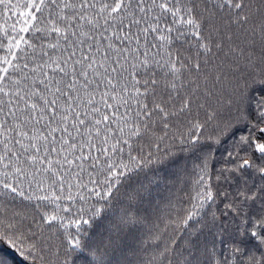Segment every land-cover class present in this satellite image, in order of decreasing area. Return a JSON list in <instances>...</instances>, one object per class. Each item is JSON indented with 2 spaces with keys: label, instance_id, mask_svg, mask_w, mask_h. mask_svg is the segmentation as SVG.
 I'll use <instances>...</instances> for the list:
<instances>
[{
  "label": "snow or ice",
  "instance_id": "snow-or-ice-1",
  "mask_svg": "<svg viewBox=\"0 0 264 264\" xmlns=\"http://www.w3.org/2000/svg\"><path fill=\"white\" fill-rule=\"evenodd\" d=\"M5 197L0 264H264V0H0Z\"/></svg>",
  "mask_w": 264,
  "mask_h": 264
},
{
  "label": "trees",
  "instance_id": "trees-1",
  "mask_svg": "<svg viewBox=\"0 0 264 264\" xmlns=\"http://www.w3.org/2000/svg\"><path fill=\"white\" fill-rule=\"evenodd\" d=\"M175 195H177L176 190L174 188H164L162 186L159 196L157 197L158 200L161 201V207L163 209L164 204L168 202L169 199L175 198ZM0 203H8L7 197L0 200ZM9 207H12L13 205L11 203H8ZM81 206L87 207V205H84L82 201L73 203L72 207L73 209L79 208ZM19 210V209H18ZM161 216L164 215V211L162 210L160 213ZM153 223L159 224V221L153 218ZM149 228L151 225L148 226ZM74 230V229H70ZM142 241L144 242L145 246H148L152 243V238L148 232V229L146 228L145 231L141 234Z\"/></svg>",
  "mask_w": 264,
  "mask_h": 264
}]
</instances>
